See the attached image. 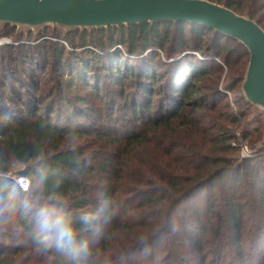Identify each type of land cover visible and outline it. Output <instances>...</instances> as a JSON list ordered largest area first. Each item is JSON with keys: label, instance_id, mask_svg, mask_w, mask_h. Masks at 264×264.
<instances>
[{"label": "trees", "instance_id": "trees-1", "mask_svg": "<svg viewBox=\"0 0 264 264\" xmlns=\"http://www.w3.org/2000/svg\"><path fill=\"white\" fill-rule=\"evenodd\" d=\"M210 1L248 15L264 28V0ZM4 29L15 43L0 46V200L6 202L13 197L12 193L25 194L30 190H22L11 177L15 174L14 166L19 164L22 167L16 174L38 181L42 199L66 212L76 230L75 244L71 248L56 245L55 251L46 250L53 257L52 264H74L76 260L82 262L93 257L98 244L105 245L100 230L109 226L110 221L114 222V207L121 202L126 204L125 214L141 209L149 217H156L159 224L156 236L172 232L182 203L202 189L208 188L210 192L216 182L224 186L228 195L224 220L230 243L237 258L245 261L241 216L243 208L250 203L242 201L238 191L244 184L253 190L255 209L264 221V160L244 158L238 162L234 152L238 153L240 148L232 145L237 139L235 134L223 126L210 134L206 129L208 123L202 124L204 120L196 116L199 110H216V105H207L210 97L224 103L227 95L217 89L221 79L217 74L222 68L210 69L201 61L179 58L184 51L201 50L206 37L218 55L226 51V59H231L236 52L220 45L222 39L233 38L201 24L170 21L103 29L77 28L68 32L48 33L44 29L37 37L33 32L18 33L12 25ZM164 54L171 62H164L161 56ZM248 63L249 59L245 61L241 57L233 62L229 60L228 73L235 85L243 82ZM47 72L49 76L53 73V78L50 76L45 81L49 77ZM57 72L60 76L55 78ZM65 75L68 79L60 78ZM212 75L216 81L214 86L199 83ZM102 82L118 88L121 109L132 121L131 129L122 136L113 122L105 131L91 136L89 124L79 121L86 114L104 118L118 110V103L105 96ZM75 88L85 92V96H71L68 91ZM92 98L99 103L98 108ZM239 114L244 116L246 112L242 110ZM227 115L231 124L239 122L237 113L232 111ZM177 121L192 128L188 145L170 144L177 134V125H174ZM215 125L214 122L212 128ZM150 133L158 134V138H149ZM84 137L115 145L110 146V157L94 162L82 146L68 144L69 138L77 142ZM143 150L150 152L149 158H142ZM244 174L248 178L243 184ZM97 179L99 184H92ZM121 186L133 191L139 189L141 196L137 204L133 202L128 208L133 195L116 197L114 190L119 191ZM91 188L98 189L100 195L92 194ZM211 192L206 195L204 212L201 211L203 203H196V212L192 213L194 229L199 232L208 229L201 221L217 205ZM58 198L67 199L68 204ZM15 208L20 215V226L37 244L35 221L30 222L21 214L19 202ZM100 210L105 215L102 221L97 218ZM119 223L112 227L127 226ZM200 235L194 241L199 248L202 246ZM8 252L0 251V264H16L15 260H5ZM200 260L204 264L206 256Z\"/></svg>", "mask_w": 264, "mask_h": 264}, {"label": "rangeland", "instance_id": "rangeland-1", "mask_svg": "<svg viewBox=\"0 0 264 264\" xmlns=\"http://www.w3.org/2000/svg\"><path fill=\"white\" fill-rule=\"evenodd\" d=\"M248 16V15H246ZM5 26L0 25V46L6 44H14L13 36L6 35ZM44 29H47L48 33L51 31H65L67 30L62 27H54L53 25H48L39 30L25 31L18 30V33L33 32L34 35L40 34ZM193 38V37H192ZM208 38H204L201 44V50H196L195 48L184 51L181 53L179 58L184 60L201 61L208 66L210 69L222 68L221 72L217 75L221 76V79L217 85V89L223 90V94L227 95L224 97V103H221L220 99H214L210 97L208 99L207 105H216L215 111L199 110L196 116L201 120H204L206 124V129L210 134H215L218 131V126L228 127L235 136L236 140L232 142L233 146H239L240 150L234 152L235 158H238V162L244 158H254L264 160V110L258 106H249L244 100L245 96L242 90V82L235 85L232 76L229 75V60L233 62L236 57H241L243 60L250 59L248 55V49L245 46L240 45L236 40L230 38H224L221 41V47L227 46L231 51H235V55L231 59L227 58V53L224 51L222 54L218 55V50L212 45V41H208ZM164 58V62H171L172 59H168L167 56L161 55ZM163 71L165 68H161ZM161 70V71H162ZM162 71V72H163ZM220 71V70H219ZM49 76V72H47ZM221 74V75H220ZM53 78V73L50 75ZM45 77L46 80L51 78ZM60 75L54 74L57 78ZM50 78V79H49ZM63 79H68V76L60 77ZM215 77L207 76L204 80L199 81L202 85L214 84ZM54 81V79H53ZM102 87L104 89V94L107 99H111L118 103V110L112 116H105L101 118L97 115L93 116L86 114V117L80 118L81 123L89 124L88 130L90 135L93 136L96 133L105 131L106 126L111 122L115 123L118 129H120V136L123 132L128 131L132 127V121L130 116L121 109V102L118 99V88H111L107 83L102 82ZM51 84V83H50ZM232 89V86H234ZM51 86V85H50ZM214 86V85H213ZM207 92V91H205ZM68 93L71 96L80 94L85 96V92L80 91L79 88L70 89ZM90 98V97H89ZM154 97V100H157ZM246 99V98H245ZM95 108H98V102L94 98L91 99ZM111 101V102H112ZM112 102V103H115ZM228 102L229 106L226 105ZM79 106V105H78ZM108 110V108H107ZM244 110L246 114L244 116L240 115L241 111ZM237 113L239 116V122L237 124H231L228 121V112ZM187 115L190 116V109L187 111ZM186 115V116H187ZM212 121V123H210ZM216 123L215 127L212 128L213 123ZM183 122L177 121L174 125L177 136L175 135L174 140L170 143L171 146H185L188 145V138L192 134V128L183 125ZM141 125V123H140ZM227 128V129H228ZM167 134H171L170 132ZM156 136V138H155ZM153 140L158 138V134L150 133L149 138ZM69 145L82 146L86 152H88V157L94 162L100 160L102 157L109 158L111 147L115 145H110L107 141L95 140L92 137H84L83 139L72 140L69 138ZM192 144V143H189ZM151 146V145H149ZM248 151L252 155L248 157H242L243 151ZM143 159H147L150 156V152L143 150L140 152ZM233 153H230L232 156ZM259 160V162H260ZM264 162V161H263ZM22 165L16 164L14 166V173L18 172ZM134 171V170H133ZM12 174L11 177L16 179L17 174ZM248 174L242 175L241 182L244 184L247 182ZM30 178V177H29ZM123 180V179H120ZM97 179L92 184H99ZM94 186V185H92ZM113 187V186H112ZM121 186L119 191L114 190L116 197H130L134 196V200L130 203L128 208L132 206L133 202L138 203L141 195H139L138 190L132 189H122ZM30 190L25 194H18L16 198H10L8 201L3 202L0 200V251H9V255L5 260H15L16 264H52L53 257L49 255L46 250H56V244L53 243L51 246L47 247L46 250L41 251L34 239L28 234L19 224L18 217L20 215L16 212V204L20 203L22 207V213L26 219L30 222H34L36 226V213L44 204L49 203L48 201L42 199L40 195V183L36 180L31 179ZM92 194L99 196V190L96 188H91ZM212 191V192H211ZM210 192L214 194V199L217 200V205L213 213L207 217L203 216L202 223L207 225V230L205 232H199L194 229L195 217L192 216L193 212H196V203H203L201 211L204 212V204L207 201V196L210 194L209 189H202L191 198L187 199L182 203V207L177 215H175L176 224L173 226L172 232L164 233L162 235H155L156 227V217H149L148 212H144L139 209L130 211V213L125 214L124 205L121 204L114 207L115 219L114 222L110 221V225L104 227L100 230V235L103 236L104 246L98 244L96 254L93 257H87L82 262H77L74 264H202L201 257L206 256V261L204 264H264V221L261 220V216L258 215L260 212L256 208L255 195L253 190L246 184L239 189L238 196L242 195V201L249 202L243 208V215L241 216V223L244 226L245 236L243 239V254L245 261H240L230 243V237L227 233L226 223L224 220L225 207L224 204L228 197L225 192L224 186L219 185L216 182L213 190ZM27 201L28 206L26 207L24 201ZM59 201L68 204L67 199L58 198ZM134 203V204H135ZM135 204V205H136ZM243 204V203H241ZM245 205V204H244ZM105 209V208H104ZM143 211V212H142ZM97 218L102 221L105 218L104 211L100 210L97 214ZM120 222L118 225L126 224L124 228L112 227ZM146 222H151L150 225ZM109 223V222H108ZM37 230V228H36ZM195 230V231H193ZM193 231V232H192ZM198 231V233H196ZM195 232V233H194ZM201 234L199 238L202 241V246L194 243L196 235ZM93 240V238H92ZM93 243H97L93 240ZM2 244L5 245L2 247Z\"/></svg>", "mask_w": 264, "mask_h": 264}, {"label": "water", "instance_id": "water-1", "mask_svg": "<svg viewBox=\"0 0 264 264\" xmlns=\"http://www.w3.org/2000/svg\"><path fill=\"white\" fill-rule=\"evenodd\" d=\"M170 21L201 24L243 44L250 59L242 90L264 110V28L250 16L210 0H0V25L33 31L48 25L103 29Z\"/></svg>", "mask_w": 264, "mask_h": 264}, {"label": "clouds", "instance_id": "clouds-1", "mask_svg": "<svg viewBox=\"0 0 264 264\" xmlns=\"http://www.w3.org/2000/svg\"><path fill=\"white\" fill-rule=\"evenodd\" d=\"M16 198L17 193L11 194ZM27 207V201H24ZM36 241L43 251L55 243L61 248H71L75 244L76 230L66 212L55 203H47L39 207L36 213Z\"/></svg>", "mask_w": 264, "mask_h": 264}, {"label": "built area", "instance_id": "built-area-1", "mask_svg": "<svg viewBox=\"0 0 264 264\" xmlns=\"http://www.w3.org/2000/svg\"><path fill=\"white\" fill-rule=\"evenodd\" d=\"M250 155H252V153L249 151L248 153L245 150L242 152V157H248ZM16 181L18 182V185L20 186V188L24 191L28 190L31 184V179L25 175H17Z\"/></svg>", "mask_w": 264, "mask_h": 264}]
</instances>
